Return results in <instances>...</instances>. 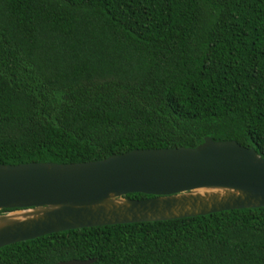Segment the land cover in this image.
Wrapping results in <instances>:
<instances>
[{"label":"trees","instance_id":"16d2710c","mask_svg":"<svg viewBox=\"0 0 264 264\" xmlns=\"http://www.w3.org/2000/svg\"><path fill=\"white\" fill-rule=\"evenodd\" d=\"M207 136L264 158V0H0V164L85 162ZM72 258L264 264V207L0 247V264Z\"/></svg>","mask_w":264,"mask_h":264},{"label":"water","instance_id":"95a60500","mask_svg":"<svg viewBox=\"0 0 264 264\" xmlns=\"http://www.w3.org/2000/svg\"><path fill=\"white\" fill-rule=\"evenodd\" d=\"M129 193L150 196L125 198ZM255 207H264V158L234 140L207 136L194 147L133 149L85 162L0 164V210L9 209L0 215V247L69 229Z\"/></svg>","mask_w":264,"mask_h":264},{"label":"bare ground","instance_id":"6f19581e","mask_svg":"<svg viewBox=\"0 0 264 264\" xmlns=\"http://www.w3.org/2000/svg\"><path fill=\"white\" fill-rule=\"evenodd\" d=\"M207 191H209V192H211V193H216V194H218V195H221V193L218 192V191H216L215 189H210V190H207ZM13 214H15V213H13ZM15 217H16V218H22V217H23V213H20V214L16 215ZM16 218H14V219H16ZM3 221H4V220H0V225L2 224Z\"/></svg>","mask_w":264,"mask_h":264},{"label":"rangeland","instance_id":"374dc122","mask_svg":"<svg viewBox=\"0 0 264 264\" xmlns=\"http://www.w3.org/2000/svg\"><path fill=\"white\" fill-rule=\"evenodd\" d=\"M194 193H204V191H203V189H200V190H196V191H194ZM6 212H1L0 211V215H3V214H5Z\"/></svg>","mask_w":264,"mask_h":264}]
</instances>
